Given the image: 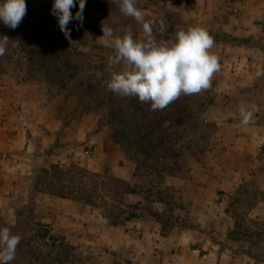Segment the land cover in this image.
<instances>
[{
  "label": "rangeland",
  "instance_id": "obj_1",
  "mask_svg": "<svg viewBox=\"0 0 264 264\" xmlns=\"http://www.w3.org/2000/svg\"><path fill=\"white\" fill-rule=\"evenodd\" d=\"M33 1V0H30ZM53 0H35L37 7L41 11H46L47 6ZM175 0H137L136 6L144 12V18L149 22V26L152 31V35L156 40H165L173 37L174 33L180 28H185L187 21L184 20V16L181 14V11L173 7ZM196 0H183L179 3V7L184 8L186 6L193 7ZM245 2V4H243ZM217 8L224 10L222 13V20L229 18V16L235 12L234 9H242L247 13L250 8L258 11L256 15L257 28L252 32V34L246 33L245 31H235V36H231L236 39L237 45L231 46L228 50H224L227 54H235L237 52L236 46L239 44H247L250 49H256L255 54L246 56L245 62L243 64H236L235 66L229 64L228 67L233 72L238 68V73L234 72V76L228 75L227 77H218V72L214 73L212 77L211 87L209 89L203 90L198 94H192L191 97H195V100L192 99L194 118L187 126L179 129H174L175 134L173 139L175 140V148L180 154L178 158V164L173 163L172 160L161 162L154 161L153 165L151 164H140L138 165V155L134 153H128L121 147L119 144L115 143L110 137L108 126L98 127L97 120L99 115L95 113H83V108L80 106V103H77V100L74 99L69 94L61 95L57 94V90L50 92L47 86L43 83L37 82V85L44 86V95L48 98L58 113V117L64 123V130L60 132L61 140H59V146H62L63 149H58L60 154V160L53 161L49 163L51 165H59L61 168L67 169L72 165H77L83 169H86L92 173H98L103 177H100V185H95V179H91L89 186L91 189L98 192L102 196L108 195V192L105 191L103 187V181H106L108 184L106 187H113L115 184V178H120L131 186H137L139 188V194H125L124 197L118 196L117 201L112 200L107 197L110 202L109 208L114 209L115 216H118L117 219L120 223L112 224L111 219L108 218L105 214V207H96L90 204L78 201L75 199L67 198L68 200H73V203L78 202L76 214L77 219L75 224H73L70 218H64L56 212H48L50 215L46 217V211L43 208H40V204L35 203L33 214V219L37 222H42L52 226L60 235H62L67 242L75 246L77 254L84 258L89 263L97 264H159L160 259L156 249H150L148 252H144L145 259H138V255L134 252V246H138L136 239H141V234L131 226L130 223H127V211L140 213L139 218H151L150 221H156L160 224L162 228V223L159 221V216L165 221L169 222L167 225V230L165 231L167 235H174L178 232H181L184 228L183 224L193 225L192 228L198 232L199 239L206 238L210 240L213 244H219L226 242L228 232L233 228V219L230 218V215L226 213L227 202L230 199V196L236 192L239 186L248 182L252 186L258 185V179L264 181V168L261 161L264 160V143L262 144L261 150L257 155V158H242L241 165H244L243 171L246 172V178L243 179L242 183L235 190H220L212 186L209 187V190H200L201 183L204 184V179H208L207 175L216 177L214 174V167L217 168V162H226L227 159L224 157H219L217 152L213 150H218V148L212 149L213 145H216L218 139L217 133H222L224 130L221 129V125L210 118V115L213 114L209 112V107L213 105H219L220 99H224V94L217 93L216 88L223 85H232L238 87L236 94L232 95L235 97L236 102H233V106H240L242 104H254L257 106L259 120H262L264 124V70L263 65L261 64L264 60V0H216L214 1ZM224 3V4H222ZM204 16V15H203ZM243 22L250 21L252 16L248 14L243 15ZM240 18V17H238ZM206 23L207 21L202 19L200 16L195 20V22ZM241 24V23H240ZM107 25L112 27L114 30L119 33L130 32L134 38H141L143 36L142 26L138 24L134 18L124 16L123 14L117 15L114 13L102 12L97 21V25L93 32H90L89 41H91V52L86 53L81 60L80 64L85 65L83 69H89L88 63L94 62L98 63L101 60L105 64V75L110 78L109 68H108V57L112 55V50L105 47H100V43L94 39L102 36L101 27ZM197 25V24H195ZM6 27L0 23V34H2V29ZM246 30V29H245ZM248 31V30H247ZM219 30L214 29L213 33H218ZM229 33V31L227 32ZM230 32L229 35H234ZM251 36V37H248ZM230 37V36H229ZM250 38V39H249ZM247 40H250V43H246ZM243 49H249L245 46ZM233 66V67H232ZM262 68H261V67ZM231 67V68H230ZM240 67V68H239ZM122 65L116 66V70H120ZM249 69V72H248ZM252 73V71H254ZM98 72V70H97ZM39 87V86H38ZM75 87V85H72ZM203 93V94H202ZM227 95H225L226 98ZM235 103V104H234ZM228 106H232L229 103H226ZM219 111L215 112V115L219 117H227L230 115V107H225L220 105ZM239 108V107H238ZM226 110V111H225ZM236 113L238 111H235ZM240 116L230 117L239 118ZM95 123V129L93 132L102 133L109 139L115 146V149H110L107 147V155L102 158L98 167V170H90L89 166L83 163L86 156H91L95 153L94 147L90 148L86 143H80L77 140L68 139V134L65 133V129L70 126V130H74L75 135L79 132H83L91 129L92 125ZM73 133V134H74ZM74 136V135H73ZM76 137V136H75ZM75 139V138H74ZM102 139V138H101ZM100 140V137L97 138ZM58 145V144H57ZM71 149V151H70ZM93 149V150H92ZM52 148L47 150L51 152ZM96 150V149H95ZM208 150V152H206ZM73 152V157H69ZM77 152V154H76ZM75 153V157H74ZM68 155V156H67ZM206 155V156H205ZM83 159V160H82ZM221 163V165H222ZM125 165V167H124ZM123 166L122 168H120ZM139 166V167H138ZM253 166V167H251ZM45 166H40L35 168L34 178L39 168ZM112 167V168H111ZM127 167H131V174H123V168L126 173ZM201 167H207L209 169V174L205 170L203 175ZM252 169V170H250ZM259 170L262 173H256ZM126 175V177H124ZM163 176V178H161ZM111 178V180H110ZM113 178V180H112ZM103 188L102 190H100ZM149 188L152 189V193L148 192ZM123 190V188H121ZM262 189V188H260ZM164 190V193L160 192ZM264 190V189H262ZM122 192V191H121ZM47 193V192H44ZM33 195V189L29 190V193L23 194L19 199L14 200V203L8 205L4 213L0 214V217L3 218L0 226H4L7 223L14 224L15 221L20 217V213L24 215L29 213V202L30 198ZM38 196V194H37ZM27 200L24 203V200ZM215 200V203H201L203 200ZM38 200V197H37ZM113 205V206H111ZM45 213V214H44ZM250 215L253 217L261 218L264 216V204L258 205L256 208L251 210ZM22 226L26 227L27 222L25 221V216L20 217ZM48 218L49 222H43L42 219ZM153 218V219H152ZM199 219V221H198ZM131 220V219H130ZM99 224V231L103 234L102 239L95 237L93 231L89 229L91 227L97 226ZM100 224H103L100 225ZM128 225V227H126ZM107 226L108 228H106ZM124 230V231H123ZM129 232L134 238H129L126 235V232ZM163 229H161L162 232ZM164 231V230H163ZM175 236V235H174ZM178 237L177 235L175 238ZM194 247H198L199 244H193ZM219 247L222 248V244H219ZM242 248L248 249V245H233L232 250H228V255L232 256V264H264V261L257 262L252 257L240 253ZM224 249V248H223ZM147 257V259H146Z\"/></svg>",
  "mask_w": 264,
  "mask_h": 264
},
{
  "label": "trees",
  "instance_id": "obj_2",
  "mask_svg": "<svg viewBox=\"0 0 264 264\" xmlns=\"http://www.w3.org/2000/svg\"><path fill=\"white\" fill-rule=\"evenodd\" d=\"M25 2L26 15L18 27L2 29V35H6L10 43L6 54L0 56V75L9 73L22 81L43 83L50 92L57 90L60 96L69 94L81 104L83 113L99 115L98 127L108 126L110 137L115 143L126 152L138 155L139 166L169 160L178 164L180 154L174 145L173 131L193 121L192 99L195 100V97L182 94L164 109L153 111L150 103L141 102L136 97H121L107 88L109 79L104 72L103 60L88 63L89 69L86 70L83 69L85 65L79 62L86 53L78 51L77 42L91 46L88 35L97 28L100 14H122L113 0H86L83 24L75 19L68 24L71 40L65 37L57 18L52 14L53 1L46 11H41L35 0ZM78 9L77 2L71 9L73 16ZM95 177V185L99 186L98 179L103 176L77 165L67 169L59 165L38 169L32 185L29 213H20V217L25 216L24 222H27V226H22L20 217L13 225L7 222L4 225L9 227L13 234L21 236L12 264H94L77 254L75 246L67 242L52 226L42 222L36 223L32 212L37 202V194L47 192L92 206L105 207V214L112 224L120 223L118 216L114 215L113 207L109 208L107 197L117 201L118 196L139 194V188L115 178L111 189L106 187L108 182L103 181L108 195L99 198L96 189L93 190L89 186V182ZM148 190L152 193L151 188ZM160 192L164 193V190ZM260 204H264V190L248 182L242 183L230 196L225 211L233 219V228L228 232L226 242L221 243L222 248L232 250L235 244H247L248 249L242 248L240 253L252 257L257 262L264 261V216L257 218L250 215L251 210ZM126 213L129 220L140 217V213ZM158 216L164 230L162 234H166L169 222L162 219V215ZM1 221L3 222L2 217L0 224ZM183 225L182 227L187 228L193 226Z\"/></svg>",
  "mask_w": 264,
  "mask_h": 264
},
{
  "label": "crops",
  "instance_id": "obj_3",
  "mask_svg": "<svg viewBox=\"0 0 264 264\" xmlns=\"http://www.w3.org/2000/svg\"><path fill=\"white\" fill-rule=\"evenodd\" d=\"M214 1L216 0H196L193 7L184 4V8H181L178 5L183 0H175L172 6L174 8L177 7L176 9L181 11L184 20L187 21L185 26L195 24L203 25L214 38V47L211 51L218 57V63L220 65L218 77L234 76V72L239 74V69L234 67L237 70L233 72L229 69L228 65L235 66L238 63V65L243 64L246 56L252 54L251 52L253 51V54L257 52L254 48L255 46H253V49H250L247 44L238 43V46H236L238 47L237 52L235 54H227L228 49L231 48L229 45L234 46L236 43L232 37L235 36L237 31H245L246 33L252 34L255 30L254 28H257L255 20H257L256 15L258 11L250 8L245 13L246 9H243L246 8L245 6L240 11L234 9L238 13H233L229 18L222 20V13L225 11L217 8ZM245 14L252 16V19L250 21L246 20V22L241 21L244 19L243 15ZM200 16L202 19L205 18L207 22H195ZM214 29L219 30V32L217 34L213 33ZM228 31L229 33H227ZM234 31L235 33H233ZM230 32L234 35H229ZM246 43H250V40H247ZM244 46L249 49H243L241 51ZM224 50L228 51L224 52ZM261 64L264 68V60ZM246 65H248V62ZM261 71L264 72L262 69ZM36 83L35 81L19 80L9 73L0 75V214L4 213L3 210L12 204V202L14 203V200L19 199L23 194L27 195L29 193V190L32 188L35 168L40 166L46 167L49 163L58 161L61 158V152L57 149L58 147L59 149H63L61 148L62 146H59V140L62 139L60 132L64 130L65 126L58 117V113L52 102L44 95V86L37 85ZM232 86L223 85L216 88L215 91L217 93L224 94V99H220L221 103L219 105L212 104L208 108L209 112L213 113L210 115V118L217 121L221 125V129L224 130L222 133H217L219 134L218 139L215 140L217 144L213 145L212 149L218 148L219 151H213L217 152L219 157L226 158L227 161L224 163H222L223 161L217 162V168H213L214 174L216 173L215 178L209 174L210 168L201 167L203 175H206L205 170L209 175H207L208 179H204V184L201 183L199 185L200 190L208 191L210 186L226 191L238 188L247 175L243 171L244 165H241L242 161L240 160L247 157L257 158L264 143V124L262 120H259L260 115L258 113L260 111L255 112L253 120L247 127L240 124V117L229 119L230 117L239 115V112H235L238 111L239 106H233V102H236V99L232 96L236 94L235 92L238 87ZM225 95H227L226 98ZM226 103L232 106L230 107ZM220 105L230 107L231 112L228 119H224L227 117L215 115V112L219 111ZM93 124L92 128L84 131V133L79 132L75 135L74 130H70V126L65 129V133L69 135L68 139L73 138V140L86 143L90 148L94 147L96 149H94L95 153L93 155L86 156L85 160L82 159L83 163L89 166L90 170L95 171L103 166L101 164L102 166L98 167L102 158L108 153L106 150L107 147L115 149L117 145L109 141L106 135H103V132H93L95 123ZM98 137H100V140H97ZM50 148H52L51 152H47ZM72 153H69V157H73ZM261 164H263L262 168H264V160L261 161ZM127 168L126 173H124L125 169L123 168V174H131L129 173L131 172V167ZM256 173L259 175L262 172L257 170ZM258 185L264 189V181L261 182L258 179ZM23 200L24 203L27 202L24 198ZM211 201L215 203L213 198L210 201L203 200L201 203H211ZM37 203L38 205L40 204V208L44 207L43 210L46 211V217L50 215L48 212H56L64 218H70L73 224L77 223L75 222L76 220L78 221L75 212L78 207L77 204H79L78 202L73 203V200L41 192L38 194ZM230 218L232 217L230 216ZM150 220L151 218L146 219L142 217L127 221L142 236L141 239H136L129 234L130 230L126 232L129 238H134L138 242V246H134V252L137 253L138 259H145L144 252L146 250L148 252L150 249L159 247L157 249L160 259L159 264H232L233 257L228 255V250L219 247L221 243L213 244L205 237L199 239V234L195 229L184 227L181 232L174 234L178 236L175 238L174 235L162 234L160 224ZM42 221L49 222L48 218L42 219ZM100 225L103 226V224ZM105 227L108 228L107 226ZM100 228L101 226L99 227L98 224L89 230L96 233V238L102 239L101 236L103 234L99 231ZM195 243H198L199 246L194 247L193 244Z\"/></svg>",
  "mask_w": 264,
  "mask_h": 264
},
{
  "label": "clouds",
  "instance_id": "obj_4",
  "mask_svg": "<svg viewBox=\"0 0 264 264\" xmlns=\"http://www.w3.org/2000/svg\"><path fill=\"white\" fill-rule=\"evenodd\" d=\"M79 4L73 16L71 9ZM120 12L132 17L142 26L143 36L134 38L130 32L122 34L112 27H101L102 36L94 39L112 50L108 57L110 78L107 88L121 97H136L148 102L153 111L164 109L183 95L198 94L211 87L214 73L219 71L218 57L211 51L214 38L203 25H189L177 30L173 37L156 40L137 0H113ZM86 0H53L52 14L60 30L71 40L68 24L75 19L84 21ZM26 15L25 0H0V23L15 29ZM9 38L0 34V56L6 54ZM73 42H71V45ZM78 51L91 52V46L77 42ZM122 65L120 70L116 66ZM100 75V73H97ZM258 111L254 104L238 108L240 124L247 127ZM21 236L7 226H0V264H12Z\"/></svg>",
  "mask_w": 264,
  "mask_h": 264
}]
</instances>
